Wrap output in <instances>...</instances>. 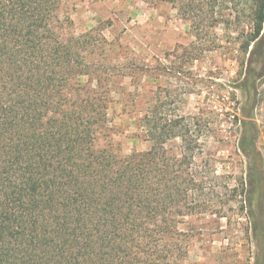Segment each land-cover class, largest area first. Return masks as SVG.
I'll list each match as a JSON object with an SVG mask.
<instances>
[{
  "label": "trees",
  "instance_id": "1",
  "mask_svg": "<svg viewBox=\"0 0 264 264\" xmlns=\"http://www.w3.org/2000/svg\"><path fill=\"white\" fill-rule=\"evenodd\" d=\"M155 1L173 4L197 40L218 23L240 28L238 149L248 163L239 193L262 251L264 0ZM225 3L228 16L217 10ZM73 26L63 0H0V264H185L176 215L206 209L202 129L183 117L162 121L155 105L141 119L151 147L123 154L112 88L144 65L107 62L103 32ZM176 138L179 154L167 147Z\"/></svg>",
  "mask_w": 264,
  "mask_h": 264
},
{
  "label": "rangeland",
  "instance_id": "2",
  "mask_svg": "<svg viewBox=\"0 0 264 264\" xmlns=\"http://www.w3.org/2000/svg\"><path fill=\"white\" fill-rule=\"evenodd\" d=\"M63 5L76 33L97 28L111 42L101 55L107 62L144 65L135 74L126 69L127 74L119 76L112 88L113 139L123 154L151 147L141 119L155 105L160 107L162 121L183 117L182 123L195 121L202 129L198 164L205 187L198 192V201L206 209L200 213L184 208L176 215L184 233L177 236L178 241L184 239L189 249L185 264H256L258 260L264 264V249L258 248L239 193L248 163L238 149V108L245 102L236 52L242 41L240 28L218 23L204 28L197 40L191 22L169 2L63 0ZM230 5L217 10L228 16ZM193 43L198 49L196 59H191ZM113 72L124 73L122 68ZM259 81L263 95L258 146L264 156V73ZM180 145L177 138L167 143L175 154Z\"/></svg>",
  "mask_w": 264,
  "mask_h": 264
}]
</instances>
